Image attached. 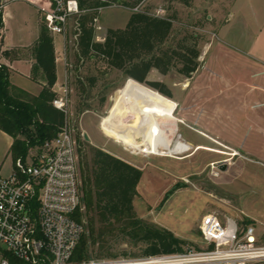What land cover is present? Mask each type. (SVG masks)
<instances>
[{"label":"rangeland","instance_id":"rangeland-1","mask_svg":"<svg viewBox=\"0 0 264 264\" xmlns=\"http://www.w3.org/2000/svg\"><path fill=\"white\" fill-rule=\"evenodd\" d=\"M230 2L191 0L189 5H185L176 0H144L139 6V10L159 16L176 15L173 33L165 46L175 43L186 33L199 38L201 54L196 81L209 77L211 85L196 93L199 101L189 104V110L184 111L185 117L182 118L184 122H180L179 112H175L178 132L192 146L178 154L179 158L134 153L133 149H126L123 143L104 132L100 120L111 117L115 104L114 100L110 105L109 99L118 88L125 86L128 78L124 72L109 67L104 61L92 64L77 59L80 14L69 19L64 35V51L72 64L67 84L68 123L80 141V160L86 156L90 158L92 147L96 145L134 161L143 169L134 198L136 216L173 232L174 238L183 241L185 250L204 246L199 225L203 215L210 212L220 217L232 215L241 224L253 219L258 225H264V72L253 75L254 70L264 69V64L248 55L242 46L228 44L221 41V36H216L215 31L223 22L222 14ZM133 11V7L111 4L102 8L92 7L81 14L93 15L89 23L95 29V37L104 40L108 28L126 27ZM40 22H46V12L37 4L28 0H11L4 8L6 45L34 42ZM55 38L62 50L63 35L55 33ZM34 44L28 49L18 47V53H29ZM151 73L176 94L184 86L182 82L187 81L176 68L166 74L157 68ZM93 74L98 77L95 86L86 79ZM77 76H80V81H77ZM250 83L257 85L251 92ZM123 120L121 116L114 118L120 124ZM86 129L91 140L84 138ZM21 136L28 137L26 133ZM203 145L223 152L199 148ZM44 151L45 145L32 146L27 161L36 160ZM11 161L10 158L9 165ZM214 163L217 167H213ZM224 164L226 166L222 168ZM84 223L87 228L89 221L85 215ZM109 244L111 256L95 255L92 258L142 256L143 247L133 246L121 235H112ZM250 264H264V260Z\"/></svg>","mask_w":264,"mask_h":264},{"label":"trees","instance_id":"trees-1","mask_svg":"<svg viewBox=\"0 0 264 264\" xmlns=\"http://www.w3.org/2000/svg\"><path fill=\"white\" fill-rule=\"evenodd\" d=\"M143 1L79 0L81 8L111 4L135 8ZM176 1L189 5L191 0ZM92 17V14H80L78 17L79 61L92 64L104 61L109 67L124 72L127 78L146 83L167 96H171V91L164 82L148 80L152 68L163 74L176 68L182 75L191 77L200 65L197 35L186 33L175 43L164 45L174 30L176 15L173 13L159 16L147 10H135L126 27L108 28L103 41L95 37V29L89 23ZM4 26V8H0V34ZM31 52L36 58L32 76L39 81L42 72L44 81L38 95L12 85L10 67L0 61V128L14 137L11 147L13 161L17 158L27 160L30 148L54 139L67 120L65 112L53 104L57 97L54 90L57 82L55 43L46 22H40L39 39ZM5 53L12 58L20 55L17 49ZM86 79L92 86L98 81L95 74L86 76ZM77 81H80V76H77ZM25 133L28 137L21 136ZM78 153L80 193L86 212L83 210L76 217L84 221L85 215L89 223L72 260H88L95 255L111 256L109 241L112 235L117 234L133 246L141 245V255L185 251L183 241L173 240V232L136 216L134 198L143 176L142 168L97 146L92 147L90 158L86 156L80 160V141ZM250 221L245 220L243 224Z\"/></svg>","mask_w":264,"mask_h":264},{"label":"built area","instance_id":"built-area-1","mask_svg":"<svg viewBox=\"0 0 264 264\" xmlns=\"http://www.w3.org/2000/svg\"><path fill=\"white\" fill-rule=\"evenodd\" d=\"M10 1L0 0V8ZM28 1L46 12L50 31L63 36L69 19L90 9L81 8L79 0H46L47 4L44 0ZM53 104L67 116L57 136L45 143L44 153L36 160L17 158L10 174H0V264H250L264 260V226L253 220L241 224L232 215L220 217L214 212L201 219L204 246L199 249L72 260L86 227L76 217L84 205L79 141L68 123L67 86ZM213 167H217L215 163Z\"/></svg>","mask_w":264,"mask_h":264},{"label":"crops","instance_id":"crops-1","mask_svg":"<svg viewBox=\"0 0 264 264\" xmlns=\"http://www.w3.org/2000/svg\"><path fill=\"white\" fill-rule=\"evenodd\" d=\"M221 19L223 20V22L216 29L215 31L216 36L218 37L221 36L222 38L221 41H224L228 44L242 46L241 48H243V50L248 55L252 56L255 59L257 58V61L264 64V0H231L228 8L222 14ZM5 29L6 28L4 26L0 34V43H1L0 61L3 63H6L10 67L11 83L12 85L17 86L33 95H38L43 88L44 81L42 77V72H40L39 81L35 80L32 76V70L36 63V58L32 54L31 50L27 54L20 53L19 57L17 58H12L10 56H7L5 52L10 51L12 49H17L18 47H23L26 49L31 47L39 39L40 25L38 24V32L36 33V38L34 42L28 43L26 41H22L20 43H15L11 46L9 45L7 46L5 43V34H6ZM53 37H54V43H55V56H56V67H57V82L55 84L54 90L56 91L57 96H58L64 92L65 87L68 84V81L70 79V72H71L70 68L72 67V64L69 63L71 61L69 60L67 53L64 51L65 43H66L64 36H63V47H62L63 51L61 50V47L58 41H56L55 33H53ZM98 41H103V40H98ZM204 56H205V53H204ZM94 57L95 56L93 55L92 58ZM153 69H156V68H152L151 70ZM198 70H199V67L193 73L191 77H186L180 73L184 78H186L185 80L187 81L182 82L184 86L180 87V92L178 94H176L171 88H170L171 96H167L162 93L163 95L172 99L175 102L176 109L174 112L176 111L179 112L180 122H181V119L182 118L184 119L185 117L184 111L189 110V107H190L189 104L192 102L193 104H195L196 102L199 101V97L196 96L198 94L197 92L199 91V89L205 88V86L207 88H210L211 84L209 85L210 83L208 80L209 77H204V78L202 77L201 81H196V74ZM263 72H264V69L254 70L253 75H258ZM147 78L148 80H157V77L155 76V74L152 75L151 71L148 73ZM174 85L176 84H173V86ZM256 86L257 85L250 83L249 92L255 89ZM189 96L191 97V99L188 100ZM111 99L112 98L109 99L110 105H112ZM94 117L97 118V116L95 115ZM104 120H105L104 118L102 119V121L100 120L103 130H104V125H103ZM174 123L177 125V129H178L177 131H179V125L177 124L176 121ZM86 133L88 134L87 129H86ZM105 133L111 138L116 139L112 137L110 134H108L107 132ZM207 137H211V136L207 135ZM89 138L91 140L90 136ZM210 139H214V138L211 137ZM13 142H14V137L8 132L0 128V174L8 175L11 173L13 169L14 161L11 155V147L13 145ZM100 148L105 149L113 153L114 155L121 157L133 163L134 165H136L134 161H132L131 159L127 157L120 155L117 152L109 150L103 146L102 147L100 146ZM10 158L12 160L11 165H9V162H8ZM250 220L252 221L253 219H250Z\"/></svg>","mask_w":264,"mask_h":264},{"label":"bare ground","instance_id":"bare-ground-1","mask_svg":"<svg viewBox=\"0 0 264 264\" xmlns=\"http://www.w3.org/2000/svg\"><path fill=\"white\" fill-rule=\"evenodd\" d=\"M175 109L172 99L129 78L115 100L112 117L105 119L104 130L134 152L146 151L179 158L178 154L190 150L192 146L182 138L175 139L179 136L174 123L177 119ZM119 116L124 119L122 124L114 121ZM199 148L223 152L205 145Z\"/></svg>","mask_w":264,"mask_h":264},{"label":"water","instance_id":"water-1","mask_svg":"<svg viewBox=\"0 0 264 264\" xmlns=\"http://www.w3.org/2000/svg\"><path fill=\"white\" fill-rule=\"evenodd\" d=\"M120 91H121V88H118V89L114 92V95H113V97H112V99H111V103H113V101L117 99V97H118L119 94H120ZM84 138H85L86 140H90L89 135H88L86 132L84 133ZM225 166H226V165L224 164V165L222 166V168H225ZM173 240H174L175 242H178L176 238H173Z\"/></svg>","mask_w":264,"mask_h":264}]
</instances>
